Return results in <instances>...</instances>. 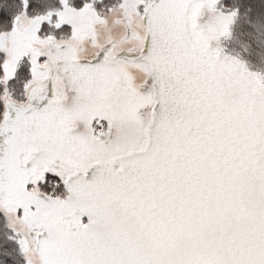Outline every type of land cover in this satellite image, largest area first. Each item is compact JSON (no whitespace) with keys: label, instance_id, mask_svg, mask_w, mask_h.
I'll return each instance as SVG.
<instances>
[{"label":"snow or ice","instance_id":"obj_1","mask_svg":"<svg viewBox=\"0 0 264 264\" xmlns=\"http://www.w3.org/2000/svg\"><path fill=\"white\" fill-rule=\"evenodd\" d=\"M104 3L0 0V264H264V74L219 43L240 10L119 0L143 43L75 57L58 34L95 46Z\"/></svg>","mask_w":264,"mask_h":264},{"label":"rangeland","instance_id":"obj_2","mask_svg":"<svg viewBox=\"0 0 264 264\" xmlns=\"http://www.w3.org/2000/svg\"><path fill=\"white\" fill-rule=\"evenodd\" d=\"M118 4L119 2L117 3L115 2L109 7H104V5L102 6L101 11L103 12V16L106 19H101L97 21L93 26L94 35L98 38L95 46L89 43L88 33H83L79 39L73 40L71 38L70 33L63 32L60 33L59 35L60 38L57 42L68 43L73 48L75 57L81 59L91 58L98 50L100 44L110 39H114L117 42L118 49L129 50L139 47L143 43V36H144L143 18L138 13H136L134 9L132 11L125 12V10H122L120 7L117 6ZM108 8H113L114 10L108 11L107 10ZM125 15H127L128 18L127 23L124 22ZM25 19L27 21V18ZM129 28L132 29L134 35L132 36L128 35ZM222 41L223 39H221L219 43L224 48ZM38 43H40L41 47L47 46L46 41H38ZM226 53L229 54L228 52ZM231 56H235V55H231ZM249 70L256 72L250 68ZM6 223L11 225V227L14 229L26 230L23 222L16 219L15 210H12L9 213ZM33 264H39V260L36 257L34 250H33Z\"/></svg>","mask_w":264,"mask_h":264},{"label":"trees","instance_id":"obj_3","mask_svg":"<svg viewBox=\"0 0 264 264\" xmlns=\"http://www.w3.org/2000/svg\"><path fill=\"white\" fill-rule=\"evenodd\" d=\"M2 2L6 4L7 0ZM115 2L119 0H105L104 7ZM230 5L240 13L232 24L230 37L222 41L224 50L238 56L250 69L264 74V0H230ZM9 8L12 10L13 6ZM43 10L33 9L30 15Z\"/></svg>","mask_w":264,"mask_h":264},{"label":"water","instance_id":"obj_4","mask_svg":"<svg viewBox=\"0 0 264 264\" xmlns=\"http://www.w3.org/2000/svg\"><path fill=\"white\" fill-rule=\"evenodd\" d=\"M143 26H144V34H145V32H146V27H145V25H144V22H143Z\"/></svg>","mask_w":264,"mask_h":264}]
</instances>
